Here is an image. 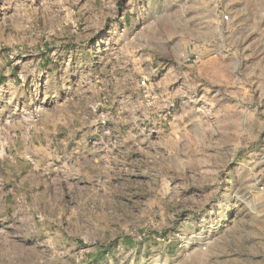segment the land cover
I'll return each mask as SVG.
<instances>
[{
	"label": "rangeland",
	"instance_id": "374dc122",
	"mask_svg": "<svg viewBox=\"0 0 264 264\" xmlns=\"http://www.w3.org/2000/svg\"><path fill=\"white\" fill-rule=\"evenodd\" d=\"M0 264H264V0H0Z\"/></svg>",
	"mask_w": 264,
	"mask_h": 264
},
{
	"label": "built area",
	"instance_id": "2783aa9c",
	"mask_svg": "<svg viewBox=\"0 0 264 264\" xmlns=\"http://www.w3.org/2000/svg\"><path fill=\"white\" fill-rule=\"evenodd\" d=\"M223 17L225 20H229V15H224ZM143 83H145V82L143 81Z\"/></svg>",
	"mask_w": 264,
	"mask_h": 264
}]
</instances>
